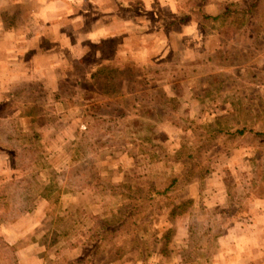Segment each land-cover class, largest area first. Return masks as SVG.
I'll return each instance as SVG.
<instances>
[{"label":"rangeland","instance_id":"obj_1","mask_svg":"<svg viewBox=\"0 0 264 264\" xmlns=\"http://www.w3.org/2000/svg\"><path fill=\"white\" fill-rule=\"evenodd\" d=\"M50 1L0 0V35L41 36L25 51L1 43L0 122L23 151L0 150V202L14 208L0 207V264H264V0L248 15L229 0L216 28L170 33L162 26L175 17L157 1L158 20L115 22L100 15L107 1L88 16L84 0ZM103 24L111 37L90 39ZM163 91L197 131L159 115ZM116 108L131 114L96 132ZM243 127L252 131L233 135Z\"/></svg>","mask_w":264,"mask_h":264},{"label":"trees","instance_id":"obj_2","mask_svg":"<svg viewBox=\"0 0 264 264\" xmlns=\"http://www.w3.org/2000/svg\"><path fill=\"white\" fill-rule=\"evenodd\" d=\"M245 3L248 4V8L245 9V13L248 15L251 11H256L258 8V2L261 0H243ZM212 0H187L185 5L187 4L190 8L189 10H184V8H180L181 10L179 13L175 16L174 20L170 22H166L163 24L162 28L166 33H170L173 31H180L182 29L183 25H186L189 21L195 20L199 23L201 29L203 30V26H209L210 28H216V22H218L221 18L230 15L232 10V4L227 1L221 2L220 3V12L216 15L210 14L206 11L205 7L211 3ZM119 4V10L120 11H126V12H134L135 14L138 15H152L156 20L160 18V12L157 7L153 8L152 10H146L144 7V3L142 0H131L129 2H122L118 1ZM252 13V12H251ZM195 18V19H194ZM175 101L174 96H169L165 91L162 93L158 94V99L155 101L157 104V110L158 113L161 117L165 118L168 121H171L172 124L182 127L185 130H194L197 131L196 125H194V120L190 116H186L185 114L180 113L179 111H176V107L172 106V102ZM155 104V105H156ZM175 104V103H174ZM131 112L126 110V108L121 109V108H116L115 110L111 111L110 113L106 115H101V117H98L97 121H99V125H102L100 129H96V132L99 130L101 131V134H110L111 129L108 127H104L103 123L104 122H112V121H117L119 118H123L124 116L130 115ZM2 127L0 128V150L1 147L5 148V151L11 152L12 155L17 157L18 155L21 154V149H19L16 145V149H13V144L11 143V140L13 137L11 136L12 129H9L7 124L1 123ZM98 128V127H97ZM9 131V132H8ZM113 131V130H112ZM223 131V130H222ZM246 131H252L251 129H248L246 127L239 128L233 132L234 134H244ZM221 132V130L219 131ZM258 133V132H256ZM259 134V133H258ZM260 135L264 136V133H261ZM111 137V136H109ZM113 138V136H112ZM103 140V139H102ZM106 140V139H105ZM135 141L136 138H133ZM106 142H109L106 140ZM93 144H98L99 146H105L106 144L104 142H93ZM200 152V145L194 150H190L186 156L185 159L187 161H192L193 159L196 158V155H199ZM164 158L167 159L168 156L164 152ZM205 171L202 170V174ZM185 179V173L180 174L179 176L173 177L167 187L164 189L163 194L169 193L170 190H175L178 185L182 182V180ZM124 193V192H123ZM124 195V194H123ZM129 197L135 198L132 196V194H127ZM0 207H2L9 215H11L12 211L14 210L13 206L8 202H0ZM125 207L121 208L123 211ZM140 205H135L133 208H131L129 211L123 213V218L121 220V223H125L127 219L133 217V212L135 213V210H139ZM26 210L27 208H22L18 209V211ZM11 213H10V212ZM99 248V245L96 246V250Z\"/></svg>","mask_w":264,"mask_h":264},{"label":"crops","instance_id":"obj_3","mask_svg":"<svg viewBox=\"0 0 264 264\" xmlns=\"http://www.w3.org/2000/svg\"><path fill=\"white\" fill-rule=\"evenodd\" d=\"M60 1L63 2L65 0H56L55 2L50 1V3L56 4V3L60 2ZM73 1L76 3V0H73ZM102 1H107L108 4H107V6H105L107 8L100 9L101 10L100 15H101V17H113L112 22H115L116 19H118V18L122 19L123 15L126 14V13L127 14L131 13L135 17L141 16V15L135 14L134 12L120 11L119 10L118 1H121V0H102ZM142 1L144 3V7L146 8V10H152L153 9V5L155 4V1H157L160 6H165V7L167 6L168 9H169L168 10L169 11V15H172V17H175L179 13V11L183 8L182 4L183 3L185 4L187 0H142ZM224 1H229V0H212V2L209 3L205 7V9H206V11L208 13L216 15V14H218L221 11L220 10V3L224 2ZM231 1H236V0H231ZM122 2H126V0H124ZM80 3H85V4H83L81 6L84 11H88L87 13H85V16H88L89 14H91V15L93 14L95 9H94V7H93V9H91L92 8L91 3H95V0H84L83 2H79V3H76V4L80 5ZM110 5H111V7H110ZM51 6H55V5H50L48 7H51ZM196 22H197L196 20H191L186 25H183V27L185 29H188V28L193 29L195 27L198 30H200V32H201L202 29H201L199 23L198 22L196 23ZM117 23H120V22L118 21ZM121 23H122V25L126 26L125 21H122ZM122 25L120 27H123ZM57 27L58 28L55 27V29L56 30L58 29V31H60L61 33L64 34V31H62V27L60 25H58ZM101 27H99V30L96 29L95 32H94V30H91L89 28L90 30H87V33H91V35H89V38L93 40V38L100 37L101 35H102L101 37L104 36V38H110L111 36H109V34H112V31H110V29L107 28L105 26V24H103V26H101ZM23 28L24 27H20L19 29L12 30V31H7L6 29H4L3 32L0 35V49L3 47V45H1V43L6 41V40L8 41V43H11V44H12V42H15L14 45L16 46V48H18V46H19L18 45L19 42H17V41H19V40L20 41H24L25 43H22V47H23L24 51L26 49L25 48L26 44L32 45V44H35L36 42L41 40V36H39V35H37V37L33 38L32 40L27 39L25 34H23L24 31H25V30H23ZM184 28H183V30H184ZM117 33H118V29H116V32L114 34H117ZM9 46L10 45H6L4 47L9 49V48H11ZM8 49L6 50V52L8 51ZM27 49H29V46L27 47ZM15 54H16V50L13 49V50L9 51L8 53H6V56L10 58V57H13ZM52 55H54V54H52ZM50 56H51V52H39L38 51L37 53H35V55H33L31 57L32 58L38 57V59L43 57V59H42V60H44V61H42L43 63L54 64L55 63L54 60H47L46 61L44 59V58H47V57H49V59H50ZM24 61L26 63L31 62V60H27L25 57H22V61L21 62H24ZM11 64H16V63L11 62ZM44 77L45 78L43 79L44 80L43 82H50V84H49L50 86L49 87L55 88L57 86L56 82L59 80L58 77L55 80H48L46 75H44ZM13 79L19 81L22 78L21 77H14ZM54 90H56V89H54ZM263 214H264V212H263ZM261 218L264 219V215H261ZM262 221H264V220H262ZM256 226H258V224H256V225L251 224V227H256ZM252 230H253V228H252ZM256 230L261 231V233H263V236H264V227L261 228V229L258 228ZM252 240H254V239L251 238L250 241H252ZM263 242H264V239H263ZM263 248H264V246H263Z\"/></svg>","mask_w":264,"mask_h":264}]
</instances>
